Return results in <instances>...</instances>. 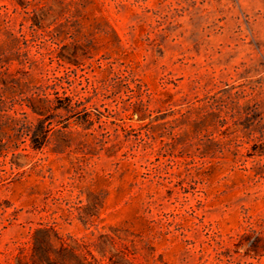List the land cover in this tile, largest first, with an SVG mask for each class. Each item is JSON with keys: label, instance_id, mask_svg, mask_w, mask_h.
I'll use <instances>...</instances> for the list:
<instances>
[{"label": "rangeland", "instance_id": "374dc122", "mask_svg": "<svg viewBox=\"0 0 264 264\" xmlns=\"http://www.w3.org/2000/svg\"><path fill=\"white\" fill-rule=\"evenodd\" d=\"M0 61L90 113L0 159V264L41 227L131 264H264V0H0Z\"/></svg>", "mask_w": 264, "mask_h": 264}, {"label": "trees", "instance_id": "16d2710c", "mask_svg": "<svg viewBox=\"0 0 264 264\" xmlns=\"http://www.w3.org/2000/svg\"><path fill=\"white\" fill-rule=\"evenodd\" d=\"M11 66L12 62L0 61V159L4 161L10 157V162L19 167L22 164L20 158L27 156V141L31 149L42 150L48 145L55 126L61 124L66 128L68 121L75 116L85 129H90V113L86 102L67 94L57 77L51 82H43L33 79L25 66L14 70ZM27 110L36 116L35 123L28 120ZM260 133L264 136L263 130ZM64 148V144L58 143L53 151L63 152ZM7 179L6 171L0 169V184ZM100 237L107 238L113 247L112 237ZM93 247L94 250L89 242L79 238H65L52 227H41L32 235L28 254L21 252L16 257V264H131L127 248L126 251L110 252L107 256L106 245L95 243Z\"/></svg>", "mask_w": 264, "mask_h": 264}]
</instances>
